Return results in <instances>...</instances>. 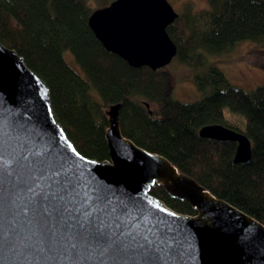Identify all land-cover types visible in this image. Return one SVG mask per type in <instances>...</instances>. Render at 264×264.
Here are the masks:
<instances>
[{"label": "water", "instance_id": "obj_1", "mask_svg": "<svg viewBox=\"0 0 264 264\" xmlns=\"http://www.w3.org/2000/svg\"><path fill=\"white\" fill-rule=\"evenodd\" d=\"M178 18L168 0H114L88 25L130 67L159 71L177 57L167 28ZM120 109L107 111L109 160L82 156L45 82L0 43V264H264V225L125 138ZM199 136L235 143L234 164L251 160L242 133L212 124ZM160 183L196 215L152 195Z\"/></svg>", "mask_w": 264, "mask_h": 264}, {"label": "trees", "instance_id": "obj_2", "mask_svg": "<svg viewBox=\"0 0 264 264\" xmlns=\"http://www.w3.org/2000/svg\"><path fill=\"white\" fill-rule=\"evenodd\" d=\"M113 1L0 0V43L45 82L53 115L82 156L109 160L107 111L120 103L125 138L264 225V84L246 92L203 54L220 55L246 41L264 45V0H207L208 10L179 16L167 28L176 58L194 68L208 65L195 77L205 96L192 103L166 94L164 70L132 68L95 38L88 19ZM212 124L246 135L251 160L234 164L235 143L201 138L199 131ZM150 193L179 214L196 215L161 183Z\"/></svg>", "mask_w": 264, "mask_h": 264}, {"label": "rangeland", "instance_id": "obj_3", "mask_svg": "<svg viewBox=\"0 0 264 264\" xmlns=\"http://www.w3.org/2000/svg\"><path fill=\"white\" fill-rule=\"evenodd\" d=\"M174 10L182 16H196L209 9L207 0H168ZM93 8L96 6L90 1ZM200 22V21H199ZM202 23H199L201 25ZM208 65L216 66L234 86L251 92L264 84V45L241 42L229 52L213 55L203 53ZM208 65L194 68L174 58L163 70L167 73L166 94L176 101L192 103L201 100L205 93L198 90L195 77L207 71Z\"/></svg>", "mask_w": 264, "mask_h": 264}]
</instances>
